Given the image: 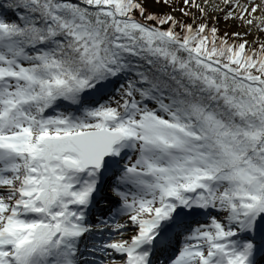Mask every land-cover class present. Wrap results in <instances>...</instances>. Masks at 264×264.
I'll return each instance as SVG.
<instances>
[{"label":"snow or ice","instance_id":"snow-or-ice-1","mask_svg":"<svg viewBox=\"0 0 264 264\" xmlns=\"http://www.w3.org/2000/svg\"><path fill=\"white\" fill-rule=\"evenodd\" d=\"M0 264H264V0H0Z\"/></svg>","mask_w":264,"mask_h":264}]
</instances>
